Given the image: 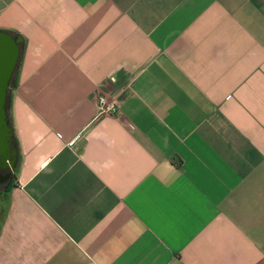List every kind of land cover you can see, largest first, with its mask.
<instances>
[{
	"label": "crops",
	"instance_id": "obj_1",
	"mask_svg": "<svg viewBox=\"0 0 264 264\" xmlns=\"http://www.w3.org/2000/svg\"><path fill=\"white\" fill-rule=\"evenodd\" d=\"M0 29V264H264V0H0Z\"/></svg>",
	"mask_w": 264,
	"mask_h": 264
},
{
	"label": "water",
	"instance_id": "obj_2",
	"mask_svg": "<svg viewBox=\"0 0 264 264\" xmlns=\"http://www.w3.org/2000/svg\"><path fill=\"white\" fill-rule=\"evenodd\" d=\"M22 36L8 30L0 29V165L10 168L1 178V182L9 179L15 167L17 147L10 123L9 91L14 82L21 52Z\"/></svg>",
	"mask_w": 264,
	"mask_h": 264
},
{
	"label": "built area",
	"instance_id": "obj_3",
	"mask_svg": "<svg viewBox=\"0 0 264 264\" xmlns=\"http://www.w3.org/2000/svg\"><path fill=\"white\" fill-rule=\"evenodd\" d=\"M97 113L113 116L118 111V102L114 98H108L105 95H100L97 98Z\"/></svg>",
	"mask_w": 264,
	"mask_h": 264
},
{
	"label": "flooded vegetation",
	"instance_id": "obj_4",
	"mask_svg": "<svg viewBox=\"0 0 264 264\" xmlns=\"http://www.w3.org/2000/svg\"><path fill=\"white\" fill-rule=\"evenodd\" d=\"M9 92H10V91H9ZM11 146H16V145H15V142H14V144H11ZM9 169H10V168L8 167V165H6V166H4V167L0 165V178H1L6 172H8ZM13 170H14V168L11 170V173H10L9 179L12 177V172H13ZM9 179H8V180H9ZM1 183H3V182L0 181V184H1Z\"/></svg>",
	"mask_w": 264,
	"mask_h": 264
}]
</instances>
